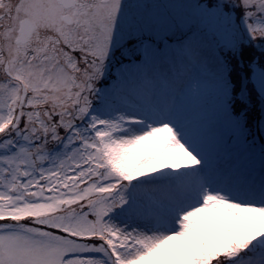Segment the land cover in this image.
<instances>
[{"label":"snow or ice","instance_id":"1","mask_svg":"<svg viewBox=\"0 0 264 264\" xmlns=\"http://www.w3.org/2000/svg\"><path fill=\"white\" fill-rule=\"evenodd\" d=\"M0 264H264V0H0Z\"/></svg>","mask_w":264,"mask_h":264}]
</instances>
